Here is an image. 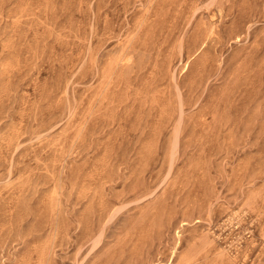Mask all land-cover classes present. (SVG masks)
<instances>
[{"label":"rangeland","instance_id":"374dc122","mask_svg":"<svg viewBox=\"0 0 264 264\" xmlns=\"http://www.w3.org/2000/svg\"><path fill=\"white\" fill-rule=\"evenodd\" d=\"M0 264H264V0H0Z\"/></svg>","mask_w":264,"mask_h":264}]
</instances>
